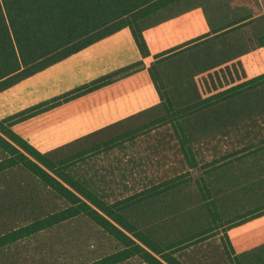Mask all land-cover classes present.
I'll list each match as a JSON object with an SVG mask.
<instances>
[{
	"label": "trees",
	"instance_id": "obj_1",
	"mask_svg": "<svg viewBox=\"0 0 264 264\" xmlns=\"http://www.w3.org/2000/svg\"><path fill=\"white\" fill-rule=\"evenodd\" d=\"M173 11L176 24L190 21L196 33L178 39L179 45L163 48L160 44L162 49H155L149 26L160 23L167 27ZM127 30L140 62L56 93L12 116L0 115V175L23 171L62 204L0 231V249L84 217L111 238L115 247L82 264H121L132 258L145 264H187L181 253L206 241L219 246L225 264H264V154L250 162L259 169L234 173L230 157L251 146L236 150L216 147L207 138L221 134L224 126L205 124L199 130L193 118L200 112L235 105L246 96L262 93L264 98V0H0V94ZM215 42L223 54H233V65L238 66L234 83L229 75L191 92L190 83L167 72L174 51L201 47L212 53ZM137 66L146 74L150 91L145 99L151 107L149 115L122 135L127 139L151 131L169 135L171 159L164 167L165 178L156 185L180 190L189 186L199 214L198 221L178 229V246L164 240L173 232L159 233L155 220L132 216V208L123 200L109 196L90 175L78 172L82 152L67 151L54 159L50 151L39 150L15 127L61 106L71 96L105 88ZM263 98H255L240 120L253 122L264 116Z\"/></svg>",
	"mask_w": 264,
	"mask_h": 264
},
{
	"label": "rangeland",
	"instance_id": "obj_2",
	"mask_svg": "<svg viewBox=\"0 0 264 264\" xmlns=\"http://www.w3.org/2000/svg\"><path fill=\"white\" fill-rule=\"evenodd\" d=\"M173 14L174 11L168 16L167 27L160 23L149 26L155 49L161 50L160 44H164L163 48L179 45L178 39L196 33L190 21L181 26L176 24ZM121 34L2 92L0 115L12 116L56 93L140 62V53L129 31ZM218 49V42L211 47L212 53L204 52L201 47L178 49L172 53L171 63H167V72L173 76L176 73V78L190 83L191 92L219 83L229 75L230 83H234L238 66L233 65V54H223ZM261 66L264 67V58ZM139 69L137 66L115 76L113 83L100 90L76 98L71 96L61 106L23 120L15 127L39 150L50 151L54 159L64 157L67 151L82 152L78 172L90 175L109 196L123 200L132 208V216L155 220L159 233L173 232L175 237L171 235L164 240L178 246V229L198 221L199 214L194 209L195 199L190 195L193 191L189 186L180 190L156 185L165 178L164 167L171 159L169 135L151 131L131 139L123 137L128 128L134 129L139 124L151 107L145 99L150 91L148 80ZM255 98H263L262 93L193 117L199 130L205 124L224 126L221 134L207 138L216 147L236 150L242 145L251 146L230 157L234 173L259 169L250 162L257 154H264V116L256 117L253 122L240 120ZM223 152L229 154L231 150ZM60 205L59 200L23 171H7L0 175V231L16 226L28 215L47 213ZM114 247L115 243L98 227L84 217H76L7 244L0 249V264H82L104 256ZM183 252L182 258L187 264H225L219 246L213 241L196 244ZM121 264L145 263L132 258Z\"/></svg>",
	"mask_w": 264,
	"mask_h": 264
}]
</instances>
